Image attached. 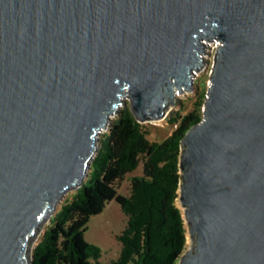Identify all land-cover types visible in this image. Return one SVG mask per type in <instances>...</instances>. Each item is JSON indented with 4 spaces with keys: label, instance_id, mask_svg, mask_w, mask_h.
I'll list each match as a JSON object with an SVG mask.
<instances>
[{
    "label": "water",
    "instance_id": "water-1",
    "mask_svg": "<svg viewBox=\"0 0 264 264\" xmlns=\"http://www.w3.org/2000/svg\"><path fill=\"white\" fill-rule=\"evenodd\" d=\"M216 41L181 146L179 264H264V0H0V264L33 263L124 97L166 120Z\"/></svg>",
    "mask_w": 264,
    "mask_h": 264
},
{
    "label": "trees",
    "instance_id": "trees-1",
    "mask_svg": "<svg viewBox=\"0 0 264 264\" xmlns=\"http://www.w3.org/2000/svg\"><path fill=\"white\" fill-rule=\"evenodd\" d=\"M204 101L193 111L174 113L175 130L163 142H151L144 127L122 108L104 133L88 183L57 212L34 250L32 264H102V250L85 239L92 216L115 200L128 219L120 235L121 253L110 264H179L188 238L180 206V155L188 131L203 119ZM143 163L144 176L134 178L130 196L117 184Z\"/></svg>",
    "mask_w": 264,
    "mask_h": 264
},
{
    "label": "rangeland",
    "instance_id": "rangeland-1",
    "mask_svg": "<svg viewBox=\"0 0 264 264\" xmlns=\"http://www.w3.org/2000/svg\"><path fill=\"white\" fill-rule=\"evenodd\" d=\"M214 53L213 51H210ZM208 64L196 77L195 89L191 93H185L179 95L177 98V105L170 108L168 117L162 122H153L142 124L147 138L151 142H163L166 140L176 126L169 122V118L179 112L181 115H185L194 110L198 102L204 101L203 97L207 96L208 87L210 84V75L213 68V56H207ZM210 60V61H209ZM124 101L127 103L126 107H130V102L127 97H124ZM125 107H121L120 110ZM118 115L112 117L115 119ZM108 130H104L106 133ZM144 176L143 163L133 173H129L125 176L124 180L117 184V191L119 195L130 196L132 191V181L134 178H142ZM88 178L85 181V185L88 183ZM81 189V188H80ZM78 190L69 192L63 201L61 207L71 202ZM59 208V210L61 209ZM128 219L121 209V206L115 201H110L106 204L102 213L92 216L87 225L85 232V239L87 242L98 246L102 250V256L100 262L102 264H110L112 261L117 260L121 253V243L119 241L120 235L124 232L127 227ZM51 224H48L39 236L38 240L33 244L36 246L42 239L46 229ZM191 243L190 236L187 238V246L185 251L189 248ZM184 251V253H185ZM183 253V254H184Z\"/></svg>",
    "mask_w": 264,
    "mask_h": 264
},
{
    "label": "built area",
    "instance_id": "built-area-1",
    "mask_svg": "<svg viewBox=\"0 0 264 264\" xmlns=\"http://www.w3.org/2000/svg\"><path fill=\"white\" fill-rule=\"evenodd\" d=\"M218 47H219V42H215V43H210L209 44V47H208V49H207V51H206V55H203L204 56V58L205 59H207L208 60V58H207V56L209 55V56H213V62H214V58H215V54H216V51H217V49H218ZM210 51H213L214 53H211ZM210 61V60H209ZM206 66V65H205ZM205 66H204V68H205ZM203 68V69H204ZM202 69V70H203ZM211 72H212V70H211Z\"/></svg>",
    "mask_w": 264,
    "mask_h": 264
}]
</instances>
